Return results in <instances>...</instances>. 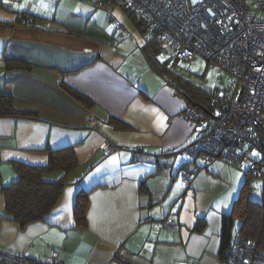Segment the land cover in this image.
<instances>
[{
  "label": "crops",
  "instance_id": "crops-1",
  "mask_svg": "<svg viewBox=\"0 0 264 264\" xmlns=\"http://www.w3.org/2000/svg\"><path fill=\"white\" fill-rule=\"evenodd\" d=\"M11 5L0 0V22L11 23L0 25V90L38 116L0 118V186L16 179L13 161L44 165L47 147H71L78 166L51 211L23 227L3 217L0 192V250L37 262L56 252L62 264H223L221 218L244 179L214 159L175 157L194 140L190 103L171 98L174 86L138 43L122 44L110 23H97L99 10L59 18ZM23 11L36 16L33 25L15 23ZM182 167L193 172L186 190ZM78 191L88 196L85 227L73 215ZM165 218L172 228L161 225ZM198 219L204 228L192 230Z\"/></svg>",
  "mask_w": 264,
  "mask_h": 264
},
{
  "label": "built area",
  "instance_id": "built-area-1",
  "mask_svg": "<svg viewBox=\"0 0 264 264\" xmlns=\"http://www.w3.org/2000/svg\"><path fill=\"white\" fill-rule=\"evenodd\" d=\"M113 1L140 19L152 37L169 41L173 61L189 64L197 56L231 76V94L215 89L208 108L185 110L198 136L184 150L208 161L248 166L264 183V0ZM88 123L94 125L95 119L88 117ZM192 176L190 169L180 170L185 190ZM161 225L169 228L171 221ZM0 264L62 263L56 252L49 261L37 262L0 250ZM225 264H264V249L237 235Z\"/></svg>",
  "mask_w": 264,
  "mask_h": 264
},
{
  "label": "trees",
  "instance_id": "trees-1",
  "mask_svg": "<svg viewBox=\"0 0 264 264\" xmlns=\"http://www.w3.org/2000/svg\"><path fill=\"white\" fill-rule=\"evenodd\" d=\"M111 2L114 1L97 0V4L107 8L110 13ZM129 13L134 22L140 25V21H136L133 18V14ZM35 18L36 16L31 13L19 12L15 23L33 25ZM0 25L9 26L11 23L0 22ZM145 31L147 32L146 28L143 32ZM154 38L149 37L146 39L144 47H149V40H154ZM159 41L162 42V40ZM149 60L151 63L157 64L155 59L153 61ZM158 63L161 64V62ZM8 66L9 64H7ZM159 68L160 65L158 66L157 64V70ZM193 89L195 88L178 90V92L184 95L191 106H199L201 109L208 108L211 94L204 100V98L200 97L198 89ZM70 90L71 95L78 98L81 102L85 104L92 102L86 95L78 93L72 88ZM37 116V113L33 110L15 107L12 96L0 90V118L36 119ZM45 150L48 153V159L44 165H31L13 161L12 166L17 174L16 179L0 186V192L4 196L3 217L16 222L22 227L43 219L51 211L64 187L69 182V174L78 166L77 158L71 147H47ZM55 173L58 174L57 178L52 180L47 178V175ZM259 180L261 178L258 174H251L248 170H245L244 180L237 199L233 203L230 212L222 214L219 258L223 264H225L230 243L233 242L237 235L242 236L246 240L255 241L260 248L264 249V198L261 197V200L258 201L251 197L253 181ZM87 204V193L78 191L73 205V215L78 226L85 227L86 225ZM235 223L237 224L236 229ZM204 226V220L198 219L192 230L200 231Z\"/></svg>",
  "mask_w": 264,
  "mask_h": 264
},
{
  "label": "rangeland",
  "instance_id": "rangeland-1",
  "mask_svg": "<svg viewBox=\"0 0 264 264\" xmlns=\"http://www.w3.org/2000/svg\"><path fill=\"white\" fill-rule=\"evenodd\" d=\"M4 3H14L11 5L12 8L21 7V8H32L33 10H37L41 14H46L44 16H58L59 18H64V14H66L69 10H87L92 11L99 10V18L97 19V23H110V29L115 32L114 37L118 38V40L123 41L122 44H125L126 41H130L131 43L136 42L141 46V51L144 58H149L152 61L155 59L158 66L160 68L157 70V64L151 63L149 59H147L150 63L149 66L155 70L156 73L159 71L166 80H169L174 87L169 86L171 88V98L175 99L178 104L183 103L184 107L188 106V100L184 97V95L179 94L177 91L189 90L191 88L198 89L200 97L208 98L210 94L215 89H224L228 94H231L232 89L227 88V84L232 81L231 76L218 69L214 64L207 62L205 59L195 56L189 64L175 62L172 59V53L174 48L169 41L160 42L158 39L154 38V40H149V47L145 48L144 44L146 39L152 37L148 32H143L145 29L144 24L140 22V25H137L132 17H130V13L124 9L122 6L111 2V13L107 8H104L101 5L94 4L95 0H2ZM111 14L110 19L105 14ZM104 18V20H103ZM136 21H140V19L133 16ZM103 20V21H102ZM75 22V20H72ZM116 43L117 40L114 39ZM126 47V45H123ZM158 62H161L159 64ZM193 89V90H195ZM177 90V91H176ZM198 108H200L198 106ZM201 109V108H200ZM186 110V109H185ZM184 110V111H185ZM184 113V112H183ZM88 120V119H87ZM192 125V124H191ZM193 129V125L191 126ZM193 139H197V132L193 129ZM193 140V141H194ZM185 149V148H184ZM181 150L180 152L175 154L176 156H180L181 163L193 161L194 163H200L208 161L205 158L201 157H193ZM258 156L257 153H255ZM178 159V158H177ZM180 163V164H181ZM214 163L216 165L224 166L227 168H231L233 166H229L218 159H214ZM178 164V165H180ZM187 168V167H182ZM181 168V169H182ZM235 171L244 179V171L248 168V166L243 169L234 166ZM174 179H178L176 176ZM262 182V180H259ZM258 181H253V190L251 197L258 201L261 200V184ZM181 188L184 189L183 185ZM237 228V224L235 223V229Z\"/></svg>",
  "mask_w": 264,
  "mask_h": 264
},
{
  "label": "bare ground",
  "instance_id": "bare-ground-1",
  "mask_svg": "<svg viewBox=\"0 0 264 264\" xmlns=\"http://www.w3.org/2000/svg\"><path fill=\"white\" fill-rule=\"evenodd\" d=\"M194 192V191H193ZM195 194V193H194ZM165 219H169V218H165ZM164 220V219H163ZM170 221H171V225H170V227L169 228H172L173 226H174V221L173 220H171V219H169ZM162 222V221H161ZM232 243V242H231ZM230 243V244H231ZM13 255V254H12ZM15 256H19V255H15ZM19 257H22V256H19Z\"/></svg>",
  "mask_w": 264,
  "mask_h": 264
},
{
  "label": "water",
  "instance_id": "water-1",
  "mask_svg": "<svg viewBox=\"0 0 264 264\" xmlns=\"http://www.w3.org/2000/svg\"><path fill=\"white\" fill-rule=\"evenodd\" d=\"M181 63H183V62H181Z\"/></svg>",
  "mask_w": 264,
  "mask_h": 264
}]
</instances>
